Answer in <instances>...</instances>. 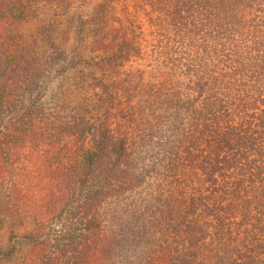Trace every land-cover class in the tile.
<instances>
[{
	"label": "trees",
	"instance_id": "trees-1",
	"mask_svg": "<svg viewBox=\"0 0 264 264\" xmlns=\"http://www.w3.org/2000/svg\"><path fill=\"white\" fill-rule=\"evenodd\" d=\"M0 264H264V0H0Z\"/></svg>",
	"mask_w": 264,
	"mask_h": 264
}]
</instances>
